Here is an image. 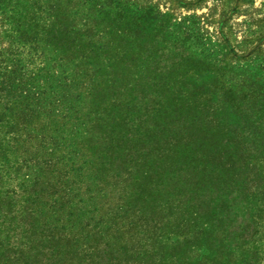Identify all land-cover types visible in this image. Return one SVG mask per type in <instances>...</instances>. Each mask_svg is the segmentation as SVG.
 <instances>
[{
	"label": "rangeland",
	"instance_id": "obj_1",
	"mask_svg": "<svg viewBox=\"0 0 264 264\" xmlns=\"http://www.w3.org/2000/svg\"><path fill=\"white\" fill-rule=\"evenodd\" d=\"M1 58L70 99L112 202L136 190L137 264H264V0H0Z\"/></svg>",
	"mask_w": 264,
	"mask_h": 264
},
{
	"label": "trees",
	"instance_id": "obj_2",
	"mask_svg": "<svg viewBox=\"0 0 264 264\" xmlns=\"http://www.w3.org/2000/svg\"><path fill=\"white\" fill-rule=\"evenodd\" d=\"M7 60L0 59V124L11 119L5 137L15 144L11 160L0 151V264H137L151 252L149 238L139 236L150 234L152 216L135 210L136 190L126 204L107 197L113 189L100 188L106 174L83 171L92 154L70 137V99L35 90L20 60ZM76 161L83 163L75 168ZM230 264H248L245 251Z\"/></svg>",
	"mask_w": 264,
	"mask_h": 264
}]
</instances>
